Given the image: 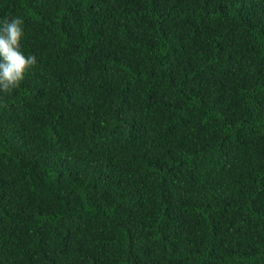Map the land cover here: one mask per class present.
<instances>
[{
  "label": "trees",
  "instance_id": "trees-1",
  "mask_svg": "<svg viewBox=\"0 0 264 264\" xmlns=\"http://www.w3.org/2000/svg\"><path fill=\"white\" fill-rule=\"evenodd\" d=\"M34 54L0 90V264H264V0H0Z\"/></svg>",
  "mask_w": 264,
  "mask_h": 264
},
{
  "label": "clouds",
  "instance_id": "clouds-1",
  "mask_svg": "<svg viewBox=\"0 0 264 264\" xmlns=\"http://www.w3.org/2000/svg\"><path fill=\"white\" fill-rule=\"evenodd\" d=\"M23 35L21 17L0 18V90L15 89L26 71L37 63L34 54L22 50Z\"/></svg>",
  "mask_w": 264,
  "mask_h": 264
}]
</instances>
